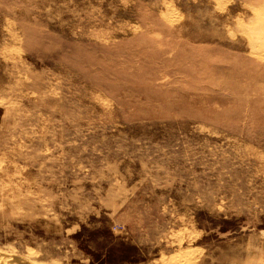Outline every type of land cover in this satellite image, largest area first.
I'll return each mask as SVG.
<instances>
[{
  "label": "rangeland",
  "instance_id": "obj_1",
  "mask_svg": "<svg viewBox=\"0 0 264 264\" xmlns=\"http://www.w3.org/2000/svg\"><path fill=\"white\" fill-rule=\"evenodd\" d=\"M31 263L264 264V0H0V264Z\"/></svg>",
  "mask_w": 264,
  "mask_h": 264
},
{
  "label": "bare ground",
  "instance_id": "obj_2",
  "mask_svg": "<svg viewBox=\"0 0 264 264\" xmlns=\"http://www.w3.org/2000/svg\"><path fill=\"white\" fill-rule=\"evenodd\" d=\"M1 262H2V260H1ZM32 264V263H31Z\"/></svg>",
  "mask_w": 264,
  "mask_h": 264
}]
</instances>
